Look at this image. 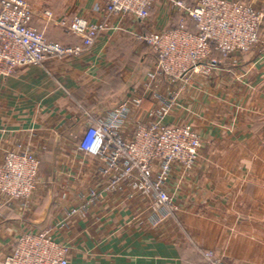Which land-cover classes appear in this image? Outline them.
Listing matches in <instances>:
<instances>
[{"label":"crops","instance_id":"0c3cea01","mask_svg":"<svg viewBox=\"0 0 264 264\" xmlns=\"http://www.w3.org/2000/svg\"><path fill=\"white\" fill-rule=\"evenodd\" d=\"M26 1L31 25L63 45L81 39L64 35L62 22L75 15L91 23L105 18L102 0ZM244 1L263 14L260 42L209 76L197 75L189 88L147 77L154 56L140 36L171 28L177 18L160 1L146 24L131 15L109 20L95 45L77 58L25 66L0 78V162L18 145H29L40 159L31 212L22 216L18 203L0 209V259L19 233L34 228L50 229L55 240L71 246L69 264H201L206 250L228 264H264V0ZM179 90L167 122L190 125L202 148L176 193L178 219L154 228L142 212L147 204L109 196L60 230L62 207L69 203L60 192L66 186L74 199L94 175L77 149L85 123L80 107L104 117L123 102L139 100L132 107L140 121L155 106L153 93ZM177 178L176 172L172 182Z\"/></svg>","mask_w":264,"mask_h":264},{"label":"built area","instance_id":"2783aa9c","mask_svg":"<svg viewBox=\"0 0 264 264\" xmlns=\"http://www.w3.org/2000/svg\"><path fill=\"white\" fill-rule=\"evenodd\" d=\"M105 18L91 23L75 15L61 23L65 34L81 39L79 45L48 40L31 25L33 15L26 0H0V78L25 66H44L52 61L77 58L89 51L108 29L109 20L133 16L146 24L149 10L162 2L178 17L173 28L148 30L140 36L153 56L147 73L149 82L161 76L170 82L192 87L197 75L209 76L230 56L248 52L260 42L263 14L244 0H198L190 7L183 0H102ZM45 11L43 18L51 19ZM192 22L195 31L187 26ZM212 50L221 57L212 55ZM147 91L150 87L147 86ZM179 91L153 93L155 106L142 120H134L140 101L123 102L106 116H96L80 107L84 128L77 136V149L84 164L93 168L92 182L75 198L65 189L59 194L64 205L61 230L74 219H84L89 208L109 196L127 202L139 199L147 204L142 211L150 226L158 228L176 220L182 212L176 193L182 179L192 172L200 155L202 140L186 124H169L168 117L178 106ZM40 159L29 145L4 152L0 162V209L18 203L22 216L31 212L37 200ZM177 172L176 182H172ZM27 216V215H26ZM20 222V220H19ZM71 246L53 238L50 229L28 228L14 239L10 252L0 264H69ZM201 264H228L213 251H202Z\"/></svg>","mask_w":264,"mask_h":264},{"label":"trees","instance_id":"16d2710c","mask_svg":"<svg viewBox=\"0 0 264 264\" xmlns=\"http://www.w3.org/2000/svg\"><path fill=\"white\" fill-rule=\"evenodd\" d=\"M183 1L186 3L187 6L192 7V6H194V5L197 3L198 0H183ZM177 23H178V17L176 18V20H175V22H174V25H173L171 28L175 27V26L177 25ZM187 28H188L190 31H193V32L195 31L192 22H189V23H188ZM62 32H63V30H62ZM63 34L66 35V36L76 37V36H73V35H70V34H65L64 32H63ZM146 46H147V45H146ZM147 47H148V46H147ZM212 55H213V56H216V57H221L219 53H217V52H215V51H213V50H212ZM43 201H44V200H43ZM42 204H43V202L41 203L40 206H38V208H37L36 210H39V208L42 206Z\"/></svg>","mask_w":264,"mask_h":264}]
</instances>
